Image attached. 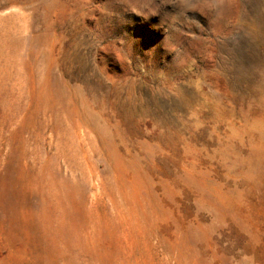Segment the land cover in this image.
Instances as JSON below:
<instances>
[{
  "label": "rangeland",
  "instance_id": "374dc122",
  "mask_svg": "<svg viewBox=\"0 0 264 264\" xmlns=\"http://www.w3.org/2000/svg\"><path fill=\"white\" fill-rule=\"evenodd\" d=\"M0 264H264V0H0Z\"/></svg>",
  "mask_w": 264,
  "mask_h": 264
}]
</instances>
